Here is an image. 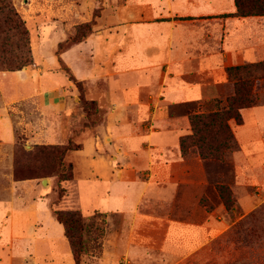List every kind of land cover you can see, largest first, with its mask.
I'll use <instances>...</instances> for the list:
<instances>
[{
    "label": "crops",
    "instance_id": "1",
    "mask_svg": "<svg viewBox=\"0 0 264 264\" xmlns=\"http://www.w3.org/2000/svg\"><path fill=\"white\" fill-rule=\"evenodd\" d=\"M140 2L146 6L126 10L117 26L104 13L93 33L60 54L74 77L87 83L86 96L106 111L102 127L74 136L76 99L72 104L69 98L73 84L57 69L55 56L48 68L33 75L30 67L0 74V144L15 142L20 129L32 146L65 145L70 139L81 145L66 159L74 166L82 212L90 202H97L92 212L140 211L150 189L182 170L180 142L192 127L189 116L178 111L193 106L195 114H202L218 104L226 107L235 94L228 69L264 63V16H237L235 0ZM42 3L33 0L29 11L32 24L42 32L38 44L41 40V45L60 46L69 27L80 15L85 17L82 7L76 0H64L60 8ZM254 76L253 90L260 102L242 109L243 122L231 120L230 126L239 146L235 152L241 153L240 168L264 176V75L258 70ZM8 81L11 94L5 87ZM102 83L105 88L99 86ZM144 173L147 177L141 179ZM30 186L37 194V184L17 182L14 189ZM36 198L23 206L0 202V240L7 248L1 249L0 264H19L27 255L29 264H37L42 245L31 255L33 234L46 238L43 264H74L64 226L52 217L47 198ZM240 205L244 212L250 208L248 200ZM227 213L218 206L211 213L170 220L162 249L173 250V264H188L231 229ZM37 223L42 224L39 231ZM143 243L130 245L134 261L140 258Z\"/></svg>",
    "mask_w": 264,
    "mask_h": 264
},
{
    "label": "rangeland",
    "instance_id": "2",
    "mask_svg": "<svg viewBox=\"0 0 264 264\" xmlns=\"http://www.w3.org/2000/svg\"><path fill=\"white\" fill-rule=\"evenodd\" d=\"M60 1L64 0H41L43 2L41 6L48 7V5L54 4V7L60 8L62 5ZM76 1L78 6L82 7L81 13L85 17L80 15L69 27V30L66 29V35L63 36L65 41L60 46L48 47L45 44L41 45V40L40 45L38 44V37L41 39L42 32L38 26L32 24L33 18L29 13L33 7L31 5L33 0H14L17 10L25 20L30 32V47L32 49L30 57L32 58L29 57V59L32 61L26 67L31 68L32 75L37 73L39 68H48L49 61L55 56L59 61L57 69L66 77H69L70 74L75 76L66 61H61L60 54L75 45V40L85 39L82 36L87 35L90 31L83 25H92V31L87 35L88 37L93 33L95 25L98 24V18L104 16V13L105 17L109 16L117 26L121 24L119 20L124 17L126 10L131 11L146 6L140 0ZM86 18L89 21H86ZM80 22L85 23L81 24ZM14 42L21 45L17 39ZM72 53H70V58L74 57L75 60V54ZM27 56L26 51L16 50L11 58L22 62ZM6 68L7 65H0V74L7 72ZM259 69L264 74V66ZM251 72L252 69L234 71L233 78L254 81ZM74 78L77 83L72 81L73 85L70 87L74 94L69 95L70 102L72 104L76 102L71 125L76 127L75 131H79L84 125L90 128L102 127L105 124L106 111L101 110L98 105L97 107L90 105V108L86 109L90 114L84 110L85 104L92 101V96H86L87 83ZM10 81L5 86L9 94L13 92V85ZM16 86L17 84H15ZM99 86L105 88V83L99 84ZM96 88V84H93V89ZM253 98L256 103L260 102V97L255 96L254 90ZM74 99H76L75 102ZM2 105L3 97L0 91V106ZM216 107H210L212 111L204 113L222 111L225 105L218 104ZM194 110L193 106H186L178 113L183 116L188 115L190 119V116L195 114ZM196 111L198 110L196 109ZM9 113L14 117L17 116L11 110ZM83 113L86 114L85 117L81 116ZM36 146L50 145H30L20 129H16L15 142L0 144V202H12L23 206L41 196L47 198L50 210L51 205L56 203L55 209L79 212L86 220H90L95 214L96 219L90 228V233L83 238L87 254L82 255L80 264H130V260H133L131 264H173V250L168 248L164 251L162 249L169 221L185 219L191 214L199 216L206 212L211 213L218 206H224L228 211V221L233 223L231 229L224 236L214 240L206 251L200 252L188 264H264V176L241 169L240 166L243 167V165L240 152L225 151L223 155L220 153L221 156L218 158L204 160L201 158L198 148L190 146L187 153L183 154L185 160L182 162V170L172 174L169 182L159 183L150 189L146 203L140 211L108 214L100 211L92 212V207L97 202H90L89 205L83 206L82 212L78 207L75 175L74 180L63 182L61 179L63 169L59 167L58 162L52 156L41 154L42 149L40 150ZM220 154L218 153V155ZM64 162L66 165L70 163L66 158ZM139 177L146 179L147 173ZM43 180H46V183ZM252 181H256V183H252ZM17 182H26L28 186L37 184L35 188L37 194L32 193V186L22 187L19 190L14 189ZM61 188H66L64 198L59 196ZM223 189L227 190L231 196V207H227L222 199ZM243 200L250 202V208L245 212L240 205ZM142 214L147 217H142ZM51 215L54 218L52 212ZM142 219L146 221L141 223ZM54 220L56 219L54 218ZM87 223L92 224L89 221ZM40 225L42 224L37 223L36 231H39L37 227ZM33 235L31 248L34 252L31 255H34L37 245H42L41 248L38 247L36 258L38 259L37 264H43L48 255L47 241H44L46 238L43 235L41 238L36 234ZM139 241L144 242V249L138 253L141 254L140 258L138 259L137 256V261H134L130 257L129 249L131 244L136 247V242ZM1 249H7L3 240H0V257L4 255ZM8 249H12V247ZM19 260V264H29L28 261H32L28 255Z\"/></svg>",
    "mask_w": 264,
    "mask_h": 264
},
{
    "label": "trees",
    "instance_id": "3",
    "mask_svg": "<svg viewBox=\"0 0 264 264\" xmlns=\"http://www.w3.org/2000/svg\"><path fill=\"white\" fill-rule=\"evenodd\" d=\"M235 3L237 16H264V0H235ZM83 27L89 28L90 32L92 31V25L90 24L83 25ZM87 35H83L82 38H86ZM15 39L21 45L14 42ZM81 41L82 39H78L74 43ZM16 50L26 51L27 58L22 62L12 59L11 57ZM30 55L32 56L30 32L25 20L17 10L14 0H0V65H7L6 70L10 72L21 71L31 63ZM262 66H264V63L228 69L230 78L235 82V94L227 99V105L222 111L190 116L192 133L183 137L180 142L183 154L187 153L190 146H196L201 158L209 160L220 157L225 151H237L239 149L230 121L235 120L238 124H241L243 122L241 110L256 104V100L253 98V87L257 76H254V74H257ZM248 69H252L251 76L254 77V81L235 80L233 78L234 71ZM69 77L71 81L77 83L73 75L70 74ZM90 105L97 107L95 101L87 102L84 107L86 112ZM87 128L90 127L84 125L79 131H74V136H79ZM37 147L40 150L42 149L41 154L52 156L58 162L59 167L63 169L61 178L63 182L74 180V166L72 163L66 165L64 160L68 152L80 150L81 145L76 144L71 139L65 145ZM218 153L221 154L218 155ZM65 193L66 188H61L60 198H64ZM221 196L225 205L231 207L232 199L228 191L223 189ZM55 204L51 205V212L54 218L64 226L65 237L70 244L74 264H80L82 255L87 254L83 238L90 233L96 215L94 214L90 220H86L79 212L55 209ZM87 221L92 222V224H88Z\"/></svg>",
    "mask_w": 264,
    "mask_h": 264
},
{
    "label": "water",
    "instance_id": "4",
    "mask_svg": "<svg viewBox=\"0 0 264 264\" xmlns=\"http://www.w3.org/2000/svg\"><path fill=\"white\" fill-rule=\"evenodd\" d=\"M44 183H46V180H43Z\"/></svg>",
    "mask_w": 264,
    "mask_h": 264
}]
</instances>
